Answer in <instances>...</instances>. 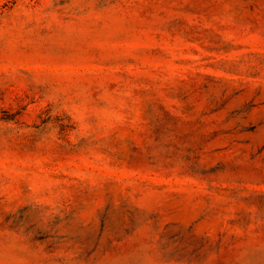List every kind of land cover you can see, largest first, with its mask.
Listing matches in <instances>:
<instances>
[{"label":"rangeland","instance_id":"obj_1","mask_svg":"<svg viewBox=\"0 0 264 264\" xmlns=\"http://www.w3.org/2000/svg\"><path fill=\"white\" fill-rule=\"evenodd\" d=\"M0 264H264V0H0Z\"/></svg>","mask_w":264,"mask_h":264}]
</instances>
